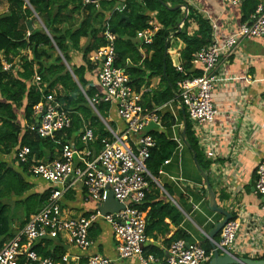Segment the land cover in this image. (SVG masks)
<instances>
[{"label": "trees", "instance_id": "16d2710c", "mask_svg": "<svg viewBox=\"0 0 264 264\" xmlns=\"http://www.w3.org/2000/svg\"><path fill=\"white\" fill-rule=\"evenodd\" d=\"M4 1L8 3V10L0 14V52L3 53V56L0 54V248L15 234L10 200L22 205L25 218L21 219L20 226H24L32 214L43 208L52 188L49 186L42 192L34 190V176L27 172V165L17 161L18 149L28 146L31 156L36 160L54 159L62 149L61 144L77 134L84 125L93 130L97 148L102 147L104 138L110 137L105 124L86 97L93 98L100 89L87 79V73L97 68L89 55H94L108 44L105 35L107 30L114 29L117 36L115 65L126 69L133 86L137 89L143 85L151 86L158 78L159 82L144 96V105L150 109L174 100L178 82L199 74L193 66L194 54L210 44L213 36L211 22L193 7L189 6V14L184 19L182 9L174 8L180 4L179 0H126L122 2L123 7L118 0L90 3L84 0ZM262 1L243 0L242 22L250 19ZM168 2L172 5L169 6ZM107 12H111L109 16ZM151 12L155 14L153 17ZM122 15L125 17L122 18ZM151 18L163 27L156 33L152 44H142L137 39V32L146 28ZM30 20L38 24L33 30H29ZM182 21L184 25L180 29ZM192 21L198 25V29L191 34L189 27ZM171 32L184 43L179 59L187 74L177 71L172 59L175 49L169 38ZM83 37L91 40L82 47L80 41ZM75 51L83 53V63L79 65L72 64L71 53ZM18 58L20 68L14 72V63ZM2 60L12 67L5 70ZM36 76L40 77L38 83L35 81ZM53 90L72 111V127L65 134H57L56 138H45L37 133L34 107L43 99L44 93ZM96 107L105 119L110 117V103L101 102ZM161 116L168 130L176 124L171 113L164 112ZM187 117V139L201 167L208 173L210 161L199 146L188 114ZM110 124L114 127L115 121ZM148 132L153 135L156 145L151 149L147 167L153 176L160 179L161 170L165 162L174 156L178 143L167 131L152 129ZM78 139V144L83 147L80 136ZM8 155L12 156L11 161L6 158ZM203 185L206 186L204 180ZM163 187L171 196L174 195L170 184L163 183ZM140 208L146 211L147 216L146 234L150 238L145 248L147 253L163 257L164 250L156 241L161 235L170 233V224L178 228L174 235L166 239V247L180 238L190 241L187 233L179 228L183 219L182 211L154 181H151V190ZM233 218L236 217L233 215ZM99 232L100 229H96L93 237L97 238ZM219 237L220 233L216 235V240ZM200 244L211 251L212 245L208 239ZM34 249L44 258L51 257L54 264H73L63 259L68 247L61 238L44 239ZM243 256L249 257L246 254ZM255 258L263 259L264 253ZM19 264L40 263L22 258Z\"/></svg>", "mask_w": 264, "mask_h": 264}, {"label": "built area", "instance_id": "2783aa9c", "mask_svg": "<svg viewBox=\"0 0 264 264\" xmlns=\"http://www.w3.org/2000/svg\"><path fill=\"white\" fill-rule=\"evenodd\" d=\"M97 0H84L85 3ZM185 18L189 14V6L193 0H179ZM228 5H238L240 0H223ZM184 21L180 23L182 28ZM215 29L216 25L213 24ZM161 29L155 20H149L148 26L137 32V38L143 44H152L156 33ZM108 44L98 49L91 56L100 65L98 80L99 91L93 98L86 95L90 105L110 133L104 138L98 153H93L90 145L96 142L93 130L84 125L79 136L83 147L67 140L62 143L59 155L54 159L36 160L31 156V149L22 146L16 156L18 163L27 165V172L34 177L43 178L50 183V195L38 212L32 214L24 226L19 228L0 248V264H19L22 258L26 261L40 264H54L51 257H42L34 249L44 239L61 238L67 245L82 251L90 249L94 241L90 237L92 227L99 221L107 222L116 241L119 258H138L141 264H205L210 262L214 249L207 251L198 242L180 238L173 241L163 257L146 252L145 248L150 238L146 234V211L140 208L154 181L169 197L172 196L163 188L158 178L153 176L147 167L151 149L156 145L152 129L165 131L162 120V108L152 109L144 105V96L152 86L143 85L137 89L132 85L125 68L115 65L116 35L112 30L105 33ZM170 36V40H171ZM264 37V1L261 2L250 19L243 22L238 30L220 42L217 36L207 46L198 50L193 57V66L199 74L190 75L178 82L176 99L184 106L194 129L204 128L211 124L219 110L215 106L213 92L215 86L223 80L215 69L222 57L233 55L244 39ZM5 70L12 65L2 62ZM1 66V64H0ZM177 71L187 74L180 63H176ZM40 77L36 76L38 83ZM110 103V115L115 113L116 127L99 113L96 104ZM72 111L66 103L58 98L56 90L43 94V99L34 107V117L37 120V133L45 138H56L59 133H66L72 127ZM178 146L182 145L181 135L171 137ZM207 155L214 157L212 150ZM167 162V161H166ZM80 184L86 202L93 201L96 207L78 216L65 215L62 199L74 184ZM256 191L264 196V157L256 169ZM123 206L116 212L103 214L100 206L104 204L109 192ZM175 203V202H174ZM241 229L237 218L229 220L220 232L215 245L221 254H233L232 249ZM206 238L211 243L209 234ZM260 254L261 251H256ZM71 255H63L64 261H69ZM79 258V257H76ZM87 264H118L99 252L87 256Z\"/></svg>", "mask_w": 264, "mask_h": 264}, {"label": "crops", "instance_id": "0c3cea01", "mask_svg": "<svg viewBox=\"0 0 264 264\" xmlns=\"http://www.w3.org/2000/svg\"><path fill=\"white\" fill-rule=\"evenodd\" d=\"M118 1H121L120 4L123 7L122 2L126 0ZM242 2L243 0H240L238 5L231 6L223 0H193L190 6L207 18L212 25H216L213 35L217 36L220 42H224L226 37L238 30L243 23ZM168 5L171 6L172 3L168 2ZM179 5H175L174 8ZM7 10L8 3L0 0V14ZM107 13L109 16L111 12ZM150 14L151 17L155 15L154 12ZM151 20L155 19L151 18ZM156 23L161 28L163 27L158 21ZM37 25V22L33 21V29ZM197 29L198 25L192 21L189 33L192 34ZM170 36H172L170 41L175 49L172 59L174 63H180L179 57L184 43L174 35V32H171ZM90 40V38L83 37L80 41L81 46L87 45ZM140 49L142 51V48ZM0 54L3 56L2 52ZM82 54L81 51L72 52V64L83 63ZM91 56L92 54L89 55V59L92 64L97 65V68L87 73V79L98 88L100 65L93 61ZM3 61L5 62V60L1 62ZM19 62V58L15 60L14 72L20 68ZM215 73L223 77L213 92L214 103L219 113L211 124L199 129H194L192 125V129L205 158L210 161V169L206 173L216 192L218 205L228 210L241 222V229L232 253L237 256L246 254L256 259L255 257L264 253V196L260 195L255 188L256 169L264 157V37L242 40L233 55L221 58ZM158 82V78H155V83L152 84L155 85ZM160 107H163L162 113L169 112L176 119V124L170 130L166 128L165 131L170 137L180 136L184 123V106L175 98ZM185 113L187 114L186 110ZM113 118L117 119L115 116L111 119ZM79 132L69 139L74 141L78 147H80ZM95 143H92L90 148L93 153H98L100 148H97ZM209 150L214 152V157L207 155ZM6 158L8 161L12 160L11 155ZM32 180L35 183V191L42 192V189L44 191L50 186V183L43 178L34 177ZM203 180L195 165L193 153L184 142L178 146L174 156L165 162L160 176L162 186L163 183H168L173 187L172 199L183 213L179 228L187 233L190 241L198 243L206 241V234H209L214 225L224 218L221 213L210 209L208 191L203 185ZM84 196L81 185L74 184L61 201L65 215L78 216L96 207L93 201L86 202ZM19 212L21 219H24L23 211L19 210ZM15 221L12 220V226L16 232L22 226H20L21 220L19 223ZM166 221L170 222L168 219ZM97 224L90 232V237L94 241L90 249L82 251L67 245V252L71 255L70 261L73 264H81L82 261L87 264V256L93 252H99L115 259L118 264H141L136 257L119 258L110 225L105 221ZM98 228L100 232L98 237L94 238L93 234ZM177 228L170 224V233L166 236L161 235L156 241V244L164 250V254L167 248L165 241L174 235ZM256 251H261V253L257 254Z\"/></svg>", "mask_w": 264, "mask_h": 264}, {"label": "water", "instance_id": "95a60500", "mask_svg": "<svg viewBox=\"0 0 264 264\" xmlns=\"http://www.w3.org/2000/svg\"><path fill=\"white\" fill-rule=\"evenodd\" d=\"M181 8V6H177L176 8ZM125 17V15H122V18ZM128 19V17H126ZM29 30H33V21L30 20L28 22ZM112 32H115L113 29ZM166 55V53H165ZM64 62L68 65L67 61L64 59ZM69 66V65H68ZM183 127L181 129V135L182 140L185 143V145L192 151L193 153V159L195 162V165L199 171V173L202 175L206 188L208 191V205L211 210L221 213L224 218L221 221H218L214 227L209 232V236L211 238V245L214 249V254L208 264H264V258L263 259H254L251 257H243V256H237L234 254H221L219 250L217 249L215 245L216 241V235L221 232L224 225L231 219H233V214L230 213L228 210L220 207L217 203V196L216 192L212 186L211 180L208 176V174L203 170L201 167L196 153L193 151V147L191 143L187 139V128H188V117L185 113V110L183 109ZM124 205L120 204L114 197L113 193L110 191L107 195V198L103 205L100 206V210L103 214L116 212L123 208Z\"/></svg>", "mask_w": 264, "mask_h": 264}, {"label": "rangeland", "instance_id": "374dc122", "mask_svg": "<svg viewBox=\"0 0 264 264\" xmlns=\"http://www.w3.org/2000/svg\"><path fill=\"white\" fill-rule=\"evenodd\" d=\"M184 18H185V16H184ZM37 19H38V21H41L38 16H37ZM21 112H22V110H20V113ZM112 116H116V114L115 113L114 114H111L110 117L108 119H106L107 122H109V123L111 122L110 119L112 118ZM114 127H116V123H115ZM159 181H160V179H159ZM160 183L162 185V182H160ZM42 191H43V189H42ZM168 198L171 199V197H169V196H168ZM10 203H11V208H10L11 209V215L13 216V220H16L17 221V222L15 221L16 223H19V221L22 218L21 217V214L19 212V210H22V205L15 204V202L13 200H10ZM14 206H15V208H14Z\"/></svg>", "mask_w": 264, "mask_h": 264}]
</instances>
